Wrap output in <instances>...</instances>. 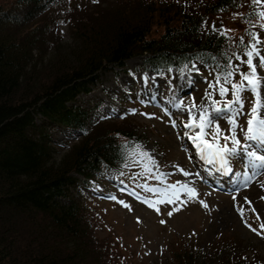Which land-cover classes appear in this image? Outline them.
I'll return each mask as SVG.
<instances>
[{"label": "trees", "instance_id": "trees-1", "mask_svg": "<svg viewBox=\"0 0 264 264\" xmlns=\"http://www.w3.org/2000/svg\"><path fill=\"white\" fill-rule=\"evenodd\" d=\"M5 1L0 0V264H139L124 255L113 235L98 236L102 221L82 185L103 170L120 177L140 135L128 119L100 118L99 102L83 107L77 99L90 93L100 74L122 69L133 57H142L154 75L185 65L223 73L231 63L241 70L236 56L245 59L246 29L259 28L235 14L255 20L250 0ZM223 13L232 17L228 37L212 31L213 24L228 29ZM157 28L161 33L154 36ZM64 29L69 41L62 38ZM56 128L72 138L59 144L64 153L58 162ZM230 241L220 240L216 249L236 255L219 264H261L255 253L246 257ZM208 256L196 263V255L179 246L164 264H210Z\"/></svg>", "mask_w": 264, "mask_h": 264}, {"label": "rangeland", "instance_id": "rangeland-1", "mask_svg": "<svg viewBox=\"0 0 264 264\" xmlns=\"http://www.w3.org/2000/svg\"><path fill=\"white\" fill-rule=\"evenodd\" d=\"M112 1L103 0V5ZM223 19L224 26L231 29L232 17L223 13ZM62 31L63 40L69 41L66 30ZM255 32L264 40V31L256 29ZM157 33H161L160 28L155 29L153 35L157 36ZM260 47L264 55V45ZM142 60V57H133L125 61L122 69L113 68L103 72L90 93L77 99V104L83 107H91L94 102H99L100 118L131 121L137 128V135H140L136 145H140L141 150L147 151L158 162L159 170L157 172L154 168L153 176L167 174L165 184L145 174L143 163L147 161L137 163L141 158L135 150L120 177L103 170L96 180L82 185V192L91 199L90 204L102 221L98 236L113 235L126 253L124 255L139 264L167 263L169 253L179 246L190 249L197 257L196 263L202 261L203 255H209L208 259L212 260L210 264H219L224 259L230 262L235 253L216 249L222 239L223 242H228V239L236 241L238 253H244L246 257L255 253L261 264H264V236L256 235L244 222L246 220L257 231H260V224L264 223V175L257 176L247 188H243L240 186L242 172H245L242 159L232 161L233 172L228 175L222 174L218 165L202 160L188 138L189 130L181 123L188 121L187 111H178L172 106L180 100L188 105L194 99L197 105L210 107L204 97L206 91H211L208 83L215 82L218 72L200 65H188L154 75L146 70ZM254 63L258 65L259 61L255 60ZM240 69V72H246L248 68L246 64H241ZM257 71L264 76V69L257 67ZM239 78L236 75L234 82H238ZM244 95V113H247L252 107V95ZM213 99L221 100L218 92L213 95ZM224 99L231 100V93ZM166 111L171 114V119L165 114ZM172 119L176 120L178 127L171 126ZM247 119L244 114L237 117L239 127L236 134L242 143H246L241 129L247 128ZM218 122L224 133L229 134L228 116L225 115ZM52 133L57 145L53 160L58 162L64 153L59 144L68 143L72 138L58 128ZM181 168L190 175L184 176L178 171ZM236 172L241 174V178L236 177ZM202 176L211 183L203 182ZM177 182L189 184L199 194L197 200L181 206L179 212L173 211L177 204H162L158 205L161 210L158 214L132 195L136 193L141 199L155 200L158 197L145 192L142 185L163 190L167 184ZM234 195L237 197L235 201L232 199ZM245 198L252 202L251 206L245 202ZM181 199L187 198L181 195ZM200 199L209 207L201 206L198 202ZM121 201L130 205L132 210L125 208ZM238 205L244 208L243 220L237 211ZM169 211H173L172 216L168 215ZM257 214L259 220L256 219ZM161 220L165 223L161 224ZM213 249L217 251L216 254H213Z\"/></svg>", "mask_w": 264, "mask_h": 264}, {"label": "snow or ice", "instance_id": "snow-or-ice-1", "mask_svg": "<svg viewBox=\"0 0 264 264\" xmlns=\"http://www.w3.org/2000/svg\"><path fill=\"white\" fill-rule=\"evenodd\" d=\"M92 2L98 3L99 0H92ZM249 6L252 8V13L249 15L253 16L255 20L245 18L243 13H236L235 15L240 16L249 27H258L264 31V0H250ZM256 21H259V23H256ZM203 23L206 25L207 21ZM212 31L228 37V33L234 30L223 27L217 29L216 25L213 24ZM246 31L250 41L245 45L243 55L247 59H241L240 56H236V59L240 61V64H246L248 71L240 72L239 65L233 66L229 63L223 73H218L215 77V82L208 83L211 91H206L204 97L205 100L209 101L210 107L197 105L194 99L188 105H185L183 100L174 102L172 105L178 111H187L188 121H181V123H183L184 128L189 130L187 133L188 138L198 150L202 160L211 165H218L219 170L224 175L233 172V160H243L245 172L240 185L243 188H247L257 176L264 175V154H258L264 153V76H261L257 71V67L264 69V55H262V48L260 47L264 45V40L261 39L258 32H252L247 29ZM240 43L244 44L243 37L240 38ZM255 60L259 61L258 65L254 63ZM185 67L187 66L185 65ZM181 72H183V69H181ZM237 74L240 77L239 81L234 82ZM217 92L221 100L213 99V95ZM229 93H231L232 99H224ZM244 93H251L252 95V107L247 113H244L246 103ZM133 114H135L134 110ZM165 114L169 115L171 119L170 113L166 111ZM242 114L248 117L247 128L241 129L244 131V140L248 143H242L236 134V129L239 127L237 117ZM225 115L228 116L230 125L229 134L224 133L218 122ZM171 126L173 128L178 127L175 119L171 120ZM197 129L198 131H196ZM221 140H223V143H221ZM136 153L141 158L137 163L147 161V163H143L144 173L157 179L159 183L165 184L167 174L159 173V175L153 176V169H157V172L159 170L158 162L147 151L141 150L140 145H136ZM178 171L186 177L190 175L189 172L182 168L178 169ZM249 171H251V175L248 174ZM235 175L237 178L241 176L240 173H235ZM135 178L132 177V179ZM141 187L145 192L153 193L158 198L149 200L146 198L141 199L136 193H132V195L140 199L141 203H145L149 208L154 209L158 214L161 211L158 205L177 204L178 206L173 211L179 212L181 211V206H186L188 202L197 200L199 196L197 190L194 187H190L187 183L167 184L163 190L146 184ZM181 195L186 196L187 199L182 200ZM112 199H115V197H112ZM232 199L235 201L237 197L234 195ZM198 202L204 208L209 207L202 199ZM245 202L249 206L252 204L247 198H245ZM121 203L125 208L132 210L130 205L123 203V201ZM173 211H169L168 215L172 216ZM237 211L243 220L244 208L238 205ZM252 211L255 212L256 210L253 208ZM256 219H260L258 214ZM244 222L256 235L264 236V223L260 224V231H257L246 220ZM160 223L164 224L165 221L161 220Z\"/></svg>", "mask_w": 264, "mask_h": 264}, {"label": "bare ground", "instance_id": "bare-ground-1", "mask_svg": "<svg viewBox=\"0 0 264 264\" xmlns=\"http://www.w3.org/2000/svg\"><path fill=\"white\" fill-rule=\"evenodd\" d=\"M246 143H248V142H246ZM251 150V149H250ZM258 154H260V153H258ZM244 171V170H243ZM236 173H238V172H236ZM243 174H244V172H242ZM249 175H251V171H249V173H248ZM201 176V175H200ZM237 177V176H236ZM224 178V177H223ZM240 178H241V176H240ZM202 181L204 182V181H208L209 183H211L209 180H208V178H206V177H204V176H202ZM241 183H242V181H241ZM214 185V184H213ZM207 187V186H206ZM209 187V186H208ZM201 189V188H200ZM228 212V211H227ZM229 214V213H228Z\"/></svg>", "mask_w": 264, "mask_h": 264}]
</instances>
